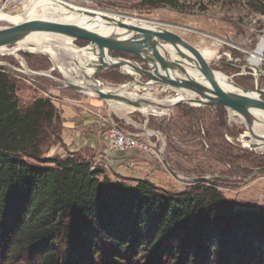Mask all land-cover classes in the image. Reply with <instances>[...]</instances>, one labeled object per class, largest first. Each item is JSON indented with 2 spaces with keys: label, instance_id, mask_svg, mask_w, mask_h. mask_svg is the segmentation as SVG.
<instances>
[{
  "label": "trees",
  "instance_id": "1",
  "mask_svg": "<svg viewBox=\"0 0 264 264\" xmlns=\"http://www.w3.org/2000/svg\"><path fill=\"white\" fill-rule=\"evenodd\" d=\"M60 131L53 102L20 106L0 66V264H264V207H236L213 185L172 193L76 154L44 157Z\"/></svg>",
  "mask_w": 264,
  "mask_h": 264
},
{
  "label": "rangeland",
  "instance_id": "2",
  "mask_svg": "<svg viewBox=\"0 0 264 264\" xmlns=\"http://www.w3.org/2000/svg\"><path fill=\"white\" fill-rule=\"evenodd\" d=\"M24 1L0 0V11L10 16L21 14ZM62 1L114 14L121 20L132 17L168 34L172 32L199 50L209 69L224 74L233 85L250 90L257 86L263 90L264 79L254 77L256 67L248 64L251 69L246 68L251 52L257 48L264 34V9H259L261 0H166L164 3L158 0ZM9 25L12 24L7 20L0 21V27ZM158 38L165 45L175 44L162 36ZM72 44L80 48L97 46L76 39ZM21 46L31 45L14 43L0 47V66L15 84L20 106L25 107L37 98H49L57 111L62 104H88L98 105L115 114L126 113L130 123L126 124L114 116L118 125L141 138H145L141 132L151 133L152 136L147 138L157 149V154L143 152L144 156L139 157L142 159L139 178L172 193L194 185H213L224 197L233 200L236 207H264V146L249 147L251 137L242 116L222 106H197L184 100L172 104L165 115L144 112L143 109L150 111L153 107L160 112L164 103L177 96L176 90L163 85L128 90L134 98L147 100L142 103L143 109L119 107L85 91L70 88L47 55L19 49ZM100 49L102 57H122L149 70L134 51L121 46L109 47L108 53L105 47ZM64 64L65 67L79 65L68 59H64ZM108 67L92 73L94 79L101 81V88H117L132 82L131 78L121 73V67ZM140 76L137 74L134 82L140 85L141 82H148ZM255 78H259L257 83ZM258 98L264 100L263 95ZM13 264L33 263L24 256L22 261Z\"/></svg>",
  "mask_w": 264,
  "mask_h": 264
},
{
  "label": "bare ground",
  "instance_id": "3",
  "mask_svg": "<svg viewBox=\"0 0 264 264\" xmlns=\"http://www.w3.org/2000/svg\"><path fill=\"white\" fill-rule=\"evenodd\" d=\"M104 16H108V18H117V16H115L114 14L92 11L90 9L80 7L72 2H64L62 0H25L22 7V13L15 16H10L8 13L0 11V21L7 20L12 25L32 22L52 23L99 34H108L111 32H115L116 27L112 22L108 20L107 17ZM124 20L125 22L142 26L153 33H161L165 36L168 35L167 31L157 29V27L150 23L144 24V22L132 17L126 18ZM122 38L123 40H127L124 39L126 38L125 36ZM73 40V37L58 33L32 32L26 35L23 39L17 41L16 44H29L31 46H21L19 49L47 55L53 61L54 67L57 69V71L63 76L65 84L67 83L68 85L69 83H71V81L76 82L78 83L77 85L80 84V92L85 91V93L89 95H95V89L97 87L101 88L100 86L102 85V83L101 81L94 79L92 73L97 72L100 68L108 67L110 65L112 66V63L115 61V59H112L110 57L106 58L104 57V55L102 57L101 54H103V52L99 46L87 45L83 48H80L72 44ZM174 43L175 44H166L165 48L170 54V57H176L185 61V65L180 66V70L190 73L194 78L207 84H211V81L209 79L211 76L224 89L234 92H240L239 88L235 87L232 84L230 78H227L222 73L210 70L206 66H204V68L200 67L196 59H194L193 56L186 52V49L180 42L174 41ZM125 45L130 46L137 51L141 49V42L139 40H127L125 41ZM263 53L264 35L259 41L257 48L251 52V57L248 58V64L253 65L257 69L254 77L259 76L258 68L260 67ZM64 59L71 60L77 64L79 63V65L78 67H65ZM204 63L207 64L205 61ZM156 64H158L160 67L171 74L181 75L180 71L178 72L174 69L166 68V60L164 58V55L157 59ZM61 65H63L64 68ZM121 70H123L125 74H130L133 79L136 78L137 74L141 75L140 70H137L128 65H122ZM255 81L257 83L258 79L255 78ZM139 85L140 84L137 81L134 82V86L136 88H138ZM128 86L129 84H123L117 88L102 87V89L110 90L132 98L133 96L128 91ZM250 94L258 100H260L258 97L262 96L254 91H252ZM192 98H194L193 93L178 92L175 98H173L170 102L166 104L164 103V105H162V107L164 108H162L160 112L156 111L154 107L151 108L150 111L149 109H143V102L141 103L139 108L143 109L144 112L148 114L165 115L166 111H168L170 109V106L176 101L184 100L190 104H194L189 101L193 100ZM132 110L136 109L132 108ZM250 111L257 119L256 123H254L253 125L255 132L260 135H264V111L259 108H252L250 109ZM253 140L254 139H251L250 141L252 142Z\"/></svg>",
  "mask_w": 264,
  "mask_h": 264
},
{
  "label": "water",
  "instance_id": "4",
  "mask_svg": "<svg viewBox=\"0 0 264 264\" xmlns=\"http://www.w3.org/2000/svg\"><path fill=\"white\" fill-rule=\"evenodd\" d=\"M104 17L108 18V16ZM108 20L116 27L115 32L108 34H99L52 23L32 22L4 26L0 27V47L14 44L32 32H51L70 36L76 40H84L87 42V44L94 43L99 47H105L107 53L108 48L111 46H121L127 48L130 51L136 52L149 69L145 70L128 59L114 57L115 61L112 63L113 65L111 67L120 69L122 65H128L140 70L141 76L148 79V82L146 83H143L139 80L141 85L136 88L134 86V79L132 76L130 74H126L132 79V82H128L129 89L135 87L134 89L138 90L140 87L147 88L151 85H163L165 87L174 89L177 92L193 93L194 98H192L193 100L189 101L194 103V105L222 106L232 110L235 114L242 116V118L246 121L248 135L251 137V139H254L252 142H250L249 147L259 148L264 145V135H260L255 132L253 125L256 123L257 119L250 111L252 108H259L264 111V100L255 99L250 94L252 91H254L260 95H264V90L257 87L254 90H250L238 85L234 86L238 87L240 92L226 90L211 76L209 78L211 84L204 83L194 78L190 73L180 70V66L185 65V61L176 57H170V54L165 48V43L159 40L158 37L162 36L169 39L170 42H181L183 47L186 49V52L196 59L200 67L204 68V66H206L208 69L210 68L208 64L204 63V60L198 53L199 50L188 45L172 32L165 36L161 33H153L148 31L142 26L125 22V20H121L118 17L108 18ZM124 36L126 37L124 39H127L128 41L139 40L141 42V49L137 51L130 46H126L125 41L127 40H123L122 38ZM163 55L166 60V68L174 69L178 72L180 71L181 75L171 74L156 64L157 59ZM121 73L125 74L123 71H121ZM67 86L74 90L81 91L80 86L75 83L71 82ZM94 93L99 99L112 102L113 104L123 108L137 109L140 107L142 102L147 101L143 98H129L110 90H103L99 87L95 89ZM198 179L202 180L205 178Z\"/></svg>",
  "mask_w": 264,
  "mask_h": 264
},
{
  "label": "crops",
  "instance_id": "5",
  "mask_svg": "<svg viewBox=\"0 0 264 264\" xmlns=\"http://www.w3.org/2000/svg\"><path fill=\"white\" fill-rule=\"evenodd\" d=\"M58 111L61 118V141L47 149L46 157L76 154L89 161L92 159L97 166H101L108 158L106 173L112 179H141L139 178L141 171L138 169L142 166V159L139 157L144 156L143 152L139 150L120 152L111 149L107 141V134L112 125L119 126L114 116L126 124L130 123L126 113L115 114L101 109L98 105L88 104L81 106L62 104ZM122 129L131 132L127 128ZM141 133L146 138L152 136L146 131Z\"/></svg>",
  "mask_w": 264,
  "mask_h": 264
},
{
  "label": "built area",
  "instance_id": "6",
  "mask_svg": "<svg viewBox=\"0 0 264 264\" xmlns=\"http://www.w3.org/2000/svg\"><path fill=\"white\" fill-rule=\"evenodd\" d=\"M246 68L251 69L248 66V61ZM258 69H259V78L264 79V53L262 56L260 67ZM263 90H264V86H263ZM107 141L111 149H115L120 152L139 150L141 152H145L150 155L157 154L156 145L152 143L148 138L146 137L141 138V136H139L138 134L128 132L115 124L112 125V127L108 131ZM101 167L103 169H108V158L105 159Z\"/></svg>",
  "mask_w": 264,
  "mask_h": 264
}]
</instances>
